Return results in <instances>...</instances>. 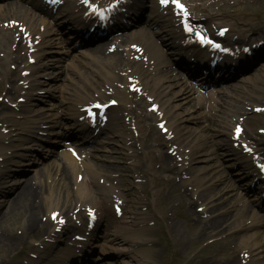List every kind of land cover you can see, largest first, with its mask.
<instances>
[{
    "label": "bare ground",
    "instance_id": "bare-ground-1",
    "mask_svg": "<svg viewBox=\"0 0 264 264\" xmlns=\"http://www.w3.org/2000/svg\"><path fill=\"white\" fill-rule=\"evenodd\" d=\"M94 1L99 3L107 2L109 0ZM144 1L145 0H131V2L127 4L126 11L119 14L118 17L127 18L130 16H134L138 19V17H140V14L142 13V9H144L145 7ZM73 6H75L78 12L77 21L73 19L77 22V28L75 27L74 31L76 33H79L84 25H88L87 27L89 29L92 26V23L88 24L84 20V18H82V12L84 11V9L80 5L75 4L74 1ZM8 8L9 10L20 14L19 19H21V21L24 22V25H26V30L24 33L29 32V36L32 37V40L40 39V42L36 46H32V48H35V51L27 56V60H29V58L35 59V62L33 64L28 63L27 60L26 63L24 62V58L18 54L19 49H16L14 51L5 49L2 53H0V55L6 57L4 59H7V65H9V68H6L4 71H2L0 75V87H2V90L0 91V104L4 102V108L9 107L8 109H10L14 113L11 116L4 115L0 119V174H7L8 171H12L7 167V163L11 162L13 157L19 156L21 158H25L23 157V154H18L15 151L21 145V131L24 129L23 126L20 125L19 120L17 119L18 117L16 115H20V112H18L20 110V106H22V103H25L27 98L31 96V89L30 91L29 89L25 90L23 88V85L24 83H29L30 77L34 74L41 77H46L40 73H42V70L49 66L47 63H43L41 65L40 63H42V59L44 58V54L46 53L45 47H47L49 42V30L46 27H48L50 23L47 21V19L42 18L40 19L41 21H38V29L36 27L28 26V22L25 16L21 14L23 9L21 6L15 3V0L9 2ZM209 16L210 18H213L212 14ZM176 22L177 20L175 17V13L170 9L166 14L158 11L156 14L154 13L151 16V24L158 26L160 30L158 34L164 36L165 45L168 46L169 50H171V53L179 56L181 60H187L190 57L194 56L198 64H209V58L206 50H200L198 47H195L193 45L184 44V37L180 31V26H177ZM42 29L44 30L41 31ZM148 33V30L145 29L139 32L137 35H127L123 36V38H121L120 40L119 38H113V40H117V44L120 45L129 38H138L139 40H141V42L144 43L146 51L149 54H152L153 48L151 42L147 39ZM37 35L38 37L35 38L34 36ZM239 38H242V36H240ZM6 44H11L10 36L8 34H0V46L6 47ZM137 45L141 46L140 44ZM103 46L104 45L101 44L97 47H94L92 49L89 48L87 50V54L90 56L91 62H93L95 66L99 68V70L97 68L95 70L91 69L90 77L91 79L92 76H94V78H99V81H97L96 84L105 87L110 91V94L115 96V98L120 101V103L118 101L117 104L119 111H126L131 115V118H136V121L132 123V125H134L136 129L135 133L138 132V135L140 136L144 135L146 126L150 124H145L143 123L142 118L136 117V114H134V112L136 111L130 104V102H134L133 100H138V93L132 94L133 96L130 101L128 99V97L130 96L129 91L126 89V87V91L118 87V83L123 85L127 84L128 78L132 80L131 83L142 86L141 95L146 94V97L153 98L151 105L157 103L159 105V113L163 114L161 120H166L165 125H163L162 127L169 135L168 139H166V141L156 143L155 146L148 143L145 144L142 140V142L139 143L140 147L137 146L133 151L134 153L132 154L131 159H133L134 162H137L136 164H133L134 170L138 173L143 174V176L147 178L151 176L149 171L143 167L145 163H143L142 156L147 155L150 157L151 161H153L154 152L155 157H158L159 159L160 173H167V175H163L164 177H159L155 180L154 193L162 194V199L166 206H168L170 203H176V205H186L187 213H185L183 216H188L189 218H191V223H193L194 228L196 229V234H193L192 236L196 239L205 237L211 238L218 233V230H220V233H224L227 228L231 226V223L227 224L228 219L221 212L223 208V206L221 205V194L227 188H212L213 186L211 185L215 184L214 177L211 176V172L207 169L208 165H206L205 163L213 160L214 158H212V156L214 150L219 149L226 153L225 156L231 157L234 165L239 167V171H241V174L249 176L252 175L254 177V173L256 170L252 168L250 158L242 154L237 148L234 147V141L231 139L232 133H229L226 128L219 130L217 135L214 136H202L199 134H194V132L190 130L188 123L192 122L195 119L193 117V114H191V112L188 110H186V112L180 111V109H178L179 105L173 103L178 98H188V96L190 95V90H183V88L181 87L177 92H174V87L177 84L171 83L172 80H169V77L162 75L157 77H153L150 75L145 76V70H141L138 64H134V62L129 58H125V56L122 54V50H120L119 47L116 48L117 50L114 51L113 55H106ZM28 48L30 47L26 48L25 46L26 52H28ZM134 53L137 52L134 51ZM4 59L0 60V65H3ZM131 63V67H133V64L137 65V67H134L130 73L119 75V73L126 71ZM21 66H23L21 70H29L28 75H21ZM54 66L55 65L51 67ZM219 66L221 68H229L235 66L234 69H238L241 67L240 64L231 63V61L228 60L221 61ZM168 71L171 70H167V73L170 74V72ZM191 72L192 70H189V73ZM262 75L263 73L261 72V74L254 76L251 81H245H247V83H249L252 87L251 92H253L254 95L264 97V75ZM131 83H128V85H130ZM36 84V87L38 88L44 83L36 82ZM93 89H95V91H98L96 90V87H94ZM16 92L19 94L18 97H21V99L17 103H13V101L17 99ZM78 97L80 102L84 101L86 102V104H90L91 102L98 100L100 97H104V94H102V96L100 95L98 98H94L93 96L83 97L81 95H79ZM143 103L146 104V101H144ZM256 105L261 106L259 104ZM199 106H202V104H199ZM117 107L109 108L111 110L110 118H115L114 112L118 110ZM14 108H17V110L15 111ZM57 115V113H53V118H55V120L50 121H56V119L58 118ZM75 115H77L78 118V116L82 115V113L76 108L75 112L72 113L71 118L74 119ZM49 117L50 116L43 115L41 119L47 120ZM144 117L148 122H151L153 120L158 121L157 119H159V117L155 113L150 111L145 113ZM74 121L78 122L76 118ZM79 125L83 127L85 133H82L78 136V142L85 143L92 139L91 136L88 135L89 133L86 129L88 127L87 124L84 121H81ZM124 129L128 131V133H134V130H129L128 128ZM100 131L102 132L103 130ZM12 132H17V136L13 135ZM122 133V131H119V129H115L114 127L111 129L112 136L120 138L122 137ZM169 143L171 144L170 146L168 145ZM164 146H169L168 148L171 149L170 154H168V152L165 153L163 148ZM185 148H189L190 152L186 153ZM26 151L30 152L31 150L30 148H27ZM51 156L56 157V155L54 156L50 153V157ZM64 157L65 158L61 159V165L57 164L53 169H50V171L46 172L44 175H39V178L45 177L47 181V183L44 184L46 186L45 188L47 189L46 194L43 192V185L39 184V181H36L34 179H25L22 182H19V180L17 179L14 180L13 184L16 185L17 188L14 197H12L10 200L3 199V201H0V207L2 203H5L6 208L5 212H1L0 214V225L6 221L11 211L18 209L19 205L23 203V201L31 198L29 202L33 205L27 206L26 209L23 210L22 214L24 215V217L27 216V218L19 220L20 223L24 221L22 225L23 228H20L19 233H15L13 230L4 232L0 228V240L4 237V239L7 241L15 240L13 241V245L16 243H22L24 239L28 237L31 231L37 230L38 228H44L48 225V223H52V214L58 213L56 219L65 217L66 211H62V209L66 210L68 205H73V201L76 199L75 197H78L80 200H88V197L92 196L94 201H92L93 203L91 204V207H95L98 211L97 222H101L104 219L102 215V207L105 194L109 193V188H107V192L101 191L99 188L102 186H100L96 182V179L98 177L92 168L93 165L84 164L83 162V171L85 177L83 178L82 182H73V185L75 187L72 191L73 193L71 194L70 188L72 183L70 182V180H66L64 175H62L63 168L70 167L71 172H79L80 168L76 160L70 155L66 154ZM32 161L34 160L32 159ZM186 163L188 165V168H183ZM195 163L201 164L200 166H193L192 164ZM111 166L112 165L110 164H99V170L109 171L112 169ZM185 170H187L188 174H190V181L192 179L193 180L191 181L192 184L188 183L190 186H186V188L183 187L185 188V190H181V194H179L173 191V177L174 175H185ZM55 175H58L61 181H56L54 179ZM165 180L169 182V191L167 190L166 192H164L161 187V184ZM188 181L183 180L179 185L185 186L187 185L185 183ZM227 182H233L232 178L229 177V179H227ZM82 184L84 185V187H81ZM82 188H84L83 192H81ZM40 191L44 193H42L44 195L42 202H44L45 207H39L37 205V199L42 198L41 195L40 197H36L40 194ZM130 191H135V193H138L135 187H132ZM61 192H63L64 194L62 195ZM196 202H203L199 206H203L204 209H202L205 213L208 214V219L201 220L199 216L195 215L192 206ZM136 203H139L138 200L136 201ZM143 207H145L146 209V211H144L143 213V208L141 206L132 207L133 209L130 212L131 221L129 224L117 221L116 217L112 218V215L107 212L108 216L111 219V221L108 220L110 228L109 230L105 229L103 231V235L106 241L111 243H130L134 246H137V249L135 248L134 252H132L131 255L126 251H118L119 254H124L125 256L130 258L131 263L129 264H160L166 257L167 249L158 246L157 238L154 234V228L151 226V224H149L150 222L148 221V214L151 213V209H147L145 204L143 205ZM244 216L245 213H242V217ZM43 221H45L46 223H42ZM263 222L264 221H262V218H259L257 221L253 220L250 226L248 224H246V226L245 224H243L242 227L245 229L254 230L256 223L257 225H259ZM58 226L59 224L57 223L55 226L53 225L51 229L45 230L44 234L49 240L59 241L58 234L56 233L58 231ZM170 230L175 237L176 241L174 242V245H176L180 240H182L183 234L178 227L170 228ZM237 230L240 231L241 229L238 228ZM232 234L224 235L222 237V240L227 242L228 244L231 243L233 239H235L233 240V244H236L237 247H240L241 256L238 257V255L235 254L234 251L230 253L228 252V257L218 260L219 264H233L236 261L241 262L240 264H264V245H261V241H258L254 237L255 234L243 238L239 237L238 235L234 236ZM262 235H264V232L262 233ZM227 238L229 239L227 240ZM45 241L49 242L48 240ZM188 242L190 244L195 243L192 238H188ZM46 247L48 248L46 249L47 251H49V249H55L52 244L47 245ZM231 248L232 250H234L232 245ZM178 260L179 262H182L183 257H179ZM120 264L127 263L121 261ZM163 264H165V262H163ZM184 264L191 263L187 262Z\"/></svg>",
    "mask_w": 264,
    "mask_h": 264
},
{
    "label": "rangeland",
    "instance_id": "rangeland-1",
    "mask_svg": "<svg viewBox=\"0 0 264 264\" xmlns=\"http://www.w3.org/2000/svg\"><path fill=\"white\" fill-rule=\"evenodd\" d=\"M222 8H224L229 14H235L237 19H239L240 21L242 20L241 18L244 16V14L246 13L247 16V25L248 27L246 28L248 30V32H251L253 30H259L258 32H256V34H259V36H255V38L252 41H255L256 39L259 38H264V35H262L264 33V0H242L239 3L237 2V0H224L222 3ZM146 12V11H145ZM146 16H144L145 18ZM60 19H58L57 21H59ZM229 25H232L233 21H227ZM61 29L65 30V26L61 23ZM243 32L247 35L250 36V34L248 32L245 31V29L242 27ZM262 31V32H261ZM68 30L65 31L64 34H62V37L64 39H66L68 37ZM58 38H60L58 36ZM60 40H54V46L53 48L50 49V51H55L58 50L57 47L58 42ZM74 39H68V45L70 46V54H74L77 53L75 52L74 49H72L71 45L74 43ZM250 43V42H247ZM53 54V53H52ZM1 59H4V57H2V55H0ZM3 62L5 63V59L3 60ZM7 66L4 65H0V72L4 71V69ZM240 85H243V83H241ZM246 85V84H245ZM233 95V92L231 93ZM46 107H50L49 103L45 104ZM35 108H38L37 106ZM241 112H243L241 110ZM239 117L242 116V114H237ZM256 114L250 115L247 118V124L246 127L248 128V132L251 130H255V128H263L264 129V116H255ZM252 123V125H251ZM155 128V126H154ZM150 131V130H149ZM264 136V135H262ZM262 136H258V135H254V137L256 138V142L257 144L261 145V143H263V137ZM152 137V134L146 136L144 138L145 142H149L150 139L147 141V138ZM262 146V145H261ZM129 152L124 149V153L122 154V161L124 165H128V161H127V154ZM16 160L18 161V158L16 157ZM146 161V165L147 168H150L151 173L153 174V176L157 177V175L159 174L160 176H162L163 174H161L158 170V163L157 162H150L149 158L145 159ZM236 177H234L235 179ZM236 180V179H235ZM10 181H12V177L11 178H7L5 175L0 178V197L4 196V197H12V193L8 190V187L10 186ZM154 178H149L146 181V185H145V181H141V180H136L137 183V187H142L144 189H146L148 191V193H152L153 191V187H154ZM176 183V182H174ZM241 183V181H240ZM162 187H166V184H163ZM240 187H242V185L240 184ZM244 187V186H243ZM180 187L177 185V189L176 191H180ZM15 192V190H14ZM238 192H241L240 190H238ZM242 193H245L244 190H242ZM236 191H230V193L228 194L227 197H229L230 199H233V201H237V197H236ZM140 197H145L144 194H140ZM147 197V196H146ZM149 197V196H148ZM154 198L149 200V204H150V208L152 209L154 215L160 219L162 227L164 229V235L165 237L168 239V243L170 246V249L174 248V242L175 237L172 234L170 228H169V223L168 221L162 216V214L155 209V206L157 204L160 203V200L162 199L159 194H156V196H153ZM245 198V203L249 204V198ZM1 199V198H0ZM240 200V202L244 205H246L245 203H243L241 201V197L238 198ZM37 205L39 207H45L44 202L41 201V198L37 199ZM33 204H30L29 200L26 202H23L22 204L19 205L17 210L12 211L9 216L7 217L6 221L3 222L0 225L1 230L5 231H9V230H13L15 233H19L20 228L23 225L22 221L21 223L19 222V220L27 218L24 217L23 210L26 209L27 206H32ZM248 206V205H247ZM4 207H1L0 210H3ZM177 211V207L172 205L170 210H169V216L172 219L173 216L175 215V212ZM196 215H198L197 213H195ZM201 217V216H200ZM205 219V218H203ZM151 223V222H150ZM152 224V223H151ZM172 228H177V227H181V233L183 234V238L182 240H178L179 242L177 243V249L179 250L180 254L184 255L187 250L189 249V255L190 253L194 250V248L197 246V248H200V245L202 247H204V245L206 244V242L212 240L213 238L210 237H205V238H200V241H198V243L194 244V243H189L188 242V238H192L193 240H197L195 237H193L192 235L194 233L191 234V232L193 231H189L188 227L185 225L184 222H181L178 220V222H171L170 223ZM23 228V227H22ZM11 235V234H10ZM9 235V236H10ZM223 234H217V237L222 236ZM40 240H41V229L39 231H35L33 233H30V236L26 237L23 241V243H16L13 245V241L15 240H5L4 237L1 238L0 240V264H16L19 262V260L24 259V258H29L30 255H32L30 247L32 245H35L39 250L41 248V244H40ZM200 243V245H199ZM215 249H214V259H221L222 257H227L228 256V250L225 249V245L223 243H219V244H215ZM234 245V244H233ZM59 246V245H58ZM46 258L50 259L53 257L54 253H50V254H46ZM188 255V256H189ZM30 261L34 260V258H29ZM198 264H212V262H210L209 259L205 258L203 259L202 262L198 263ZM233 264H238V262H235Z\"/></svg>",
    "mask_w": 264,
    "mask_h": 264
},
{
    "label": "snow or ice",
    "instance_id": "snow-or-ice-1",
    "mask_svg": "<svg viewBox=\"0 0 264 264\" xmlns=\"http://www.w3.org/2000/svg\"><path fill=\"white\" fill-rule=\"evenodd\" d=\"M51 3H56L57 0H50ZM161 4L162 5H168L169 3H171L175 9L181 13L184 17H187L188 13L187 11L185 10L184 6L179 3V0H160ZM82 3H84L85 5H88L89 8L92 10V11H97V6L96 5H93L90 3V0H82ZM99 14V13H98ZM181 23L183 24L184 26V30L188 33H193V29L189 26V24L185 21V20H182ZM222 34V33H221ZM195 39L201 43V44H207V45H211L213 47H219V45L217 44H214L213 41H211L210 39H208L206 36H204L202 33L200 32H196L195 33ZM96 107H100V105H96ZM89 115L91 116V112H89ZM162 127V126H161ZM240 129L237 128L236 129V132L239 133ZM262 171H264V164H261V165H258ZM91 215V212L89 213ZM56 218V214L54 213L53 214V219ZM62 222V221H61Z\"/></svg>",
    "mask_w": 264,
    "mask_h": 264
}]
</instances>
